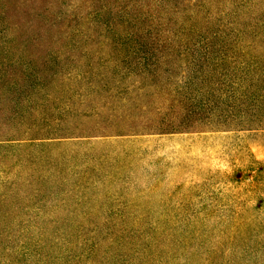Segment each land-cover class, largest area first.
<instances>
[{
    "label": "rangeland",
    "instance_id": "rangeland-1",
    "mask_svg": "<svg viewBox=\"0 0 264 264\" xmlns=\"http://www.w3.org/2000/svg\"><path fill=\"white\" fill-rule=\"evenodd\" d=\"M78 1L55 4L52 11L62 17L57 33L29 31L24 37L59 41L51 114L61 127H81L73 136L95 137L16 150L20 167L29 166L30 173L38 167L25 159L46 156L51 174L40 182H18L8 203V228L0 230L46 246L47 264H64V257L72 264L92 245L93 259L107 264H264V131L161 134L143 126L147 130L139 135L119 136L112 127L96 134L104 123L152 121L158 129L160 122L197 119L185 114L182 97L172 90L178 78L198 75L208 62L203 55H118L111 47L116 41L184 34L155 35L149 23L91 19L81 4L72 8ZM240 39L249 46L247 35ZM140 71L145 78L155 73L166 89L139 90L134 81ZM117 80L128 83L124 94ZM56 236L65 238L56 244Z\"/></svg>",
    "mask_w": 264,
    "mask_h": 264
},
{
    "label": "trees",
    "instance_id": "trees-1",
    "mask_svg": "<svg viewBox=\"0 0 264 264\" xmlns=\"http://www.w3.org/2000/svg\"><path fill=\"white\" fill-rule=\"evenodd\" d=\"M59 2L0 0V225L5 229L8 228V203L18 182H40L51 174L44 167L48 163L46 156L30 155L25 159L26 164L34 163L38 167L30 173L29 166L20 167L23 165H19L15 151L40 143L95 137L85 135L88 133L73 136L81 127H61L51 114L56 95L54 79L59 68L56 52L59 41L24 37L29 31L38 36L57 33L62 17L52 9ZM80 4L90 12L91 19L105 17L134 25L149 23L155 27L152 30L155 35L164 31L174 36L178 31L184 34V39L116 41L111 47H116L118 55L126 58L135 55L140 59L154 55H203L208 62L198 75L178 78L177 87L172 90L182 97L181 108L185 114L197 119L160 122L158 129L152 121L144 125L134 121L116 122L111 126L104 123L96 134L103 135L112 127L119 136L139 135L147 130L141 129L143 126L161 134L264 131V0H80L71 7L78 9ZM243 19L249 20L244 23L246 26L233 22ZM144 29L140 32H146ZM243 35L251 39L246 48L240 42ZM142 72L136 74L134 81L139 82V90L153 86L160 89L157 85L166 89L163 86L168 83L155 79V73L145 78ZM115 84L124 94L128 83L117 80ZM167 90L166 96H171V90ZM214 116L222 118L210 119ZM15 165L21 168L17 173L11 168ZM55 238L57 244L65 237ZM28 243L37 247L32 249ZM56 244L49 247H57ZM45 248L34 239L25 241L23 236L14 237L0 230V258L6 264H18V259L12 261L14 255L28 259L30 264H47ZM92 248L93 245L90 249L83 247L72 264H86L88 260L107 264L93 259ZM66 259L59 261L65 264Z\"/></svg>",
    "mask_w": 264,
    "mask_h": 264
}]
</instances>
